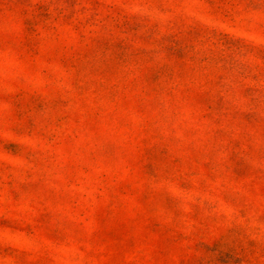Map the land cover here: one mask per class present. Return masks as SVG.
I'll return each mask as SVG.
<instances>
[{"label":"rangeland","instance_id":"1","mask_svg":"<svg viewBox=\"0 0 264 264\" xmlns=\"http://www.w3.org/2000/svg\"><path fill=\"white\" fill-rule=\"evenodd\" d=\"M0 264H264V0H0Z\"/></svg>","mask_w":264,"mask_h":264}]
</instances>
